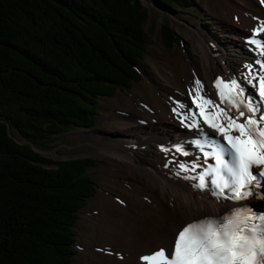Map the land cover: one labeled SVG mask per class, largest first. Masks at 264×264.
<instances>
[{
    "label": "trees",
    "instance_id": "trees-1",
    "mask_svg": "<svg viewBox=\"0 0 264 264\" xmlns=\"http://www.w3.org/2000/svg\"><path fill=\"white\" fill-rule=\"evenodd\" d=\"M148 18L141 0H0V264H70L73 226L95 191L81 177L92 160L47 165L32 146L93 128L98 98L139 79ZM162 31L169 48L176 34Z\"/></svg>",
    "mask_w": 264,
    "mask_h": 264
},
{
    "label": "rangeland",
    "instance_id": "rangeland-1",
    "mask_svg": "<svg viewBox=\"0 0 264 264\" xmlns=\"http://www.w3.org/2000/svg\"><path fill=\"white\" fill-rule=\"evenodd\" d=\"M193 2L194 6L189 9H174V12H168L144 1L143 4L148 9L149 18L144 28L146 49L135 69L139 79L132 80L128 88L116 87L111 98H98L93 128H72L67 133L57 134L33 143L36 152L44 158L47 165L62 160H92L81 177L92 180L95 184V191L92 197L87 198L84 206L78 212V219L73 226L75 255L71 257L70 264H96L94 256L102 255V253L94 251V248L103 246L96 242L98 239L97 228L100 226L99 229L105 230V224L100 218V212L105 209L103 205L118 206L115 199L132 203L131 200L137 196L129 191L135 189L136 185L138 191L139 189L148 190L147 186L140 184L143 179L139 175L140 172L136 169V165L139 164L141 169L147 170L146 166L154 161L155 154L160 160L159 151L162 149L157 150L156 145L148 149L143 146H135V141L138 143L140 139V136H135V133L144 134L149 131L152 135L161 134L162 138H165L167 131L183 132V126L179 123H171V120L161 118L147 122L144 118L146 113H158L162 106L167 107L169 111L189 99V96L187 97L182 92L179 82L169 78L172 71L176 68L183 80L190 79L194 83L199 80L201 85L205 86L206 76L208 77V73L214 70L213 66H216L218 71L223 66L233 68L235 65L232 55L235 52L238 53L239 50L236 48V43L229 44L227 41L230 32L227 27L236 35L241 33L242 36H245L247 32L243 27L239 31L236 30V26L226 24L220 16L232 18V23H234V18L237 19V12L231 15L232 13L227 7L234 9L239 7L246 12H259L258 8H260L254 0V6L257 9L249 4L246 5L245 0H193ZM165 24H168L169 29L173 30L177 38V41L171 43L169 48L162 38ZM200 35L204 36L205 42L210 46L211 56L215 61H212L215 64L211 67L208 63L206 65L202 63V54L206 52V49L198 39ZM208 37L212 38L211 42ZM224 37L225 39L221 43L216 42V39ZM226 50H230L227 55ZM219 57H222V63L219 62ZM210 89L212 92L213 86ZM132 95L142 102L138 107L144 115L134 114L135 103H138L136 100L130 102L131 105L127 104L123 107L117 108L114 105V103L120 102L123 96L132 97ZM111 109L115 114L111 112ZM121 112H124L125 116H120ZM172 116L179 119L173 111ZM9 133L12 138L22 141L15 130L10 128ZM117 140H127V143L122 145ZM108 149L117 151L116 155L111 156L110 152L107 153ZM119 155L122 158H119ZM156 169L158 171V167ZM168 171L170 170L161 171L160 176L167 177ZM175 178L178 180L180 177L176 176ZM146 190L143 194L144 197H150L151 192ZM136 199L139 200L138 197ZM175 232L176 226L167 222L166 229L162 233L163 240L172 239ZM130 248L133 250L132 247ZM107 254L108 252H106Z\"/></svg>",
    "mask_w": 264,
    "mask_h": 264
},
{
    "label": "snow or ice",
    "instance_id": "snow-or-ice-1",
    "mask_svg": "<svg viewBox=\"0 0 264 264\" xmlns=\"http://www.w3.org/2000/svg\"><path fill=\"white\" fill-rule=\"evenodd\" d=\"M262 36L264 23L251 30L249 43L264 57V39H258ZM257 63L259 72H250L245 79L255 88L260 104L246 97L236 79L217 77L214 87L218 103L203 95V86L197 80L189 92L192 107L186 113L180 111L183 105L172 109L185 127L199 129L202 120L222 137L211 142V152L203 153L205 160L211 156L215 165L205 168L198 177H184L198 180L193 187L201 191L206 188L205 177H210V191L217 199L240 201L256 196L264 200V61ZM245 67L251 69L252 65ZM177 167L180 172H188L195 171L199 164L193 162L189 168L180 163ZM257 188L261 189L259 193L253 191ZM139 260L142 264H264V213L257 215L250 208L238 207L223 217L188 223L177 230L167 248L141 255Z\"/></svg>",
    "mask_w": 264,
    "mask_h": 264
},
{
    "label": "bare ground",
    "instance_id": "bare-ground-1",
    "mask_svg": "<svg viewBox=\"0 0 264 264\" xmlns=\"http://www.w3.org/2000/svg\"><path fill=\"white\" fill-rule=\"evenodd\" d=\"M245 2L246 5L249 4L253 8L255 7V2L256 5L260 7L258 8L259 12L251 11L252 13H250L243 11L239 7H236L235 9L227 7L232 13L231 15L237 12V19L235 20L234 18L233 20L235 24L232 23V18L229 19L228 17L220 16L226 24L236 26V30L239 31V29L243 27L247 32L245 36H242L243 34L241 33L240 35H236L229 27L220 22L230 30L227 39L229 44L236 43V48L239 50L238 53L235 52L232 55L235 65L233 68H226L223 66L218 71V68L213 66L215 63L212 62L214 61V58L211 56L209 44L205 42L204 36L200 35V38H198L202 43V46L206 49V52H202V63L204 65L208 63L210 67L211 65L215 67L212 72L208 73V77L206 76V84L202 87V92L204 96L217 103L219 101L214 87V81L217 77L222 80L227 79L228 81L236 79L241 87L245 89L248 84L245 78L249 76V73L251 72L255 74L259 72V70H256L254 62L259 60L260 56L254 53L251 49L250 46L252 44L249 43V39L251 37V30L256 27L257 24L264 23V2H262V0H254V2L253 0H245ZM231 32L232 34H230ZM209 39L211 42L212 38L208 37V40ZM224 39L225 37L222 39H216V42L221 43ZM228 52H230V50L225 51L226 55ZM219 62H223L222 57H219ZM249 64L252 65L251 69L245 67ZM169 78L175 79L179 82L182 87V92L186 94L187 97L189 96L191 89L196 87L195 83L191 82L190 79L183 80L181 74L177 73L176 68L172 71V75ZM211 86H213L212 92L210 89ZM249 87L251 90H254L252 86L249 85ZM188 98L187 101L180 103L184 106L180 109L182 113H186L189 107H192L191 99L190 97ZM134 100L138 102L135 103L134 114L137 116L144 115L140 112L138 107L142 102L138 101L139 99H137L135 95H132V97L123 96L121 101L114 103V105L117 108L119 106L123 107L127 104L131 105L130 102H134ZM110 108L112 107L110 106ZM167 111L168 108L162 106L158 113H146L144 118L147 122L165 118L166 120H171V123H179L182 125L180 119H176L172 116V110ZM111 112H113L112 109ZM119 115L125 116V113L121 112ZM187 122L190 121H186V123ZM199 124V129L188 128L182 125L183 132L172 130L167 131L165 138H162L161 134L152 135L149 131L144 134L141 132L135 133L136 135L134 134L135 136H140L138 143L135 141V146H143V148L145 147L148 149L156 145L157 150L162 149L163 151H159V154L161 155L160 160L158 155L155 154L154 161H152L151 164L148 163L146 166L148 168L147 170L141 169L139 164L136 165V169L140 172L139 175L143 179V182L140 181V184L142 186H147L148 188V190L139 189L138 191V186L136 185L135 189L133 188L129 191L131 194H136L139 200H137L136 197L131 200L132 203L122 201L121 203H117L119 204L118 206L110 207L108 205H103L105 209L100 212V218L102 223L105 224V230L102 231L103 229H99L101 228L100 226L97 228L98 239L96 242L101 243L103 245L102 247L106 250L108 248L107 251L109 254L95 255L94 258H96V264H142L139 260L141 255L151 253L161 247L167 248L169 246L172 239L163 240L164 236L162 234L166 229L167 222L173 223L176 226L177 232L178 229L192 221L208 216H217L225 213V211L232 207L228 202L211 200L208 192H200L197 188H194L193 184L198 183V180L184 178L185 176H199H196L200 171V157L197 155L196 146H185L181 148L180 151H177L175 147L171 148L172 145L179 142V137H182L187 141L193 131L200 129L205 130L203 132L209 135L220 139L222 138L218 136L213 129L205 125L202 120L199 121ZM117 142L123 145L127 143V140H117ZM109 152L111 156H115L117 151L108 149L107 153ZM121 155H119V158H122ZM193 162L199 164V167H197L195 171L180 172L177 167L178 164L184 163L191 168ZM165 165H167V167H165ZM156 167H158V171ZM164 170H170L168 171L167 177L160 176L161 171ZM178 172L179 174H177ZM176 176H179L180 178L177 180L175 178ZM145 190L151 192L150 197H144L143 194ZM129 192L128 194L131 195ZM259 202L264 205V200H259ZM130 247H132L133 250H131Z\"/></svg>",
    "mask_w": 264,
    "mask_h": 264
},
{
    "label": "water",
    "instance_id": "water-1",
    "mask_svg": "<svg viewBox=\"0 0 264 264\" xmlns=\"http://www.w3.org/2000/svg\"><path fill=\"white\" fill-rule=\"evenodd\" d=\"M142 2H144V0H142ZM22 143V142H21ZM23 143H25V142H23ZM32 149L34 150V151H36L35 149V147L34 146H32Z\"/></svg>",
    "mask_w": 264,
    "mask_h": 264
}]
</instances>
